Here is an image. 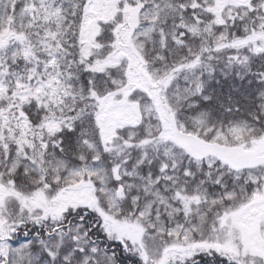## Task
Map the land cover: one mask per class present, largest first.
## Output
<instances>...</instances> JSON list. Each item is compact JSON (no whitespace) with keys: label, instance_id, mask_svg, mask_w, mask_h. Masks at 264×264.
<instances>
[{"label":"snow or ice","instance_id":"snow-or-ice-1","mask_svg":"<svg viewBox=\"0 0 264 264\" xmlns=\"http://www.w3.org/2000/svg\"><path fill=\"white\" fill-rule=\"evenodd\" d=\"M0 264H264V0H0Z\"/></svg>","mask_w":264,"mask_h":264}]
</instances>
